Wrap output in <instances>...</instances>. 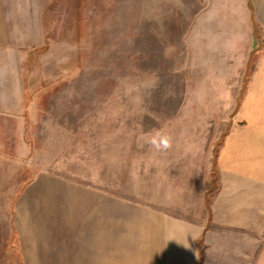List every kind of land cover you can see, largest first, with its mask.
<instances>
[{"label": "rangeland", "instance_id": "obj_1", "mask_svg": "<svg viewBox=\"0 0 264 264\" xmlns=\"http://www.w3.org/2000/svg\"><path fill=\"white\" fill-rule=\"evenodd\" d=\"M246 1L33 0L22 25L17 9L23 104L0 114L7 221L19 212L48 243L141 260L144 205L189 204L232 122L253 49ZM153 129L172 137L166 152L147 143ZM7 235L5 264H21Z\"/></svg>", "mask_w": 264, "mask_h": 264}, {"label": "crops", "instance_id": "obj_2", "mask_svg": "<svg viewBox=\"0 0 264 264\" xmlns=\"http://www.w3.org/2000/svg\"><path fill=\"white\" fill-rule=\"evenodd\" d=\"M32 1L0 0V114L5 119L23 104V36L16 17L18 9L22 25L21 9ZM246 7L253 49L233 96L232 122L220 134L221 143L207 144L206 179L189 204L182 205L181 197L178 203L160 198L153 207L150 201L144 205L143 255L125 264H264V63H252L264 49V0H247ZM27 194L26 199L32 197ZM5 216L0 210V263L7 261L8 231L16 232L9 247L21 264L120 263L102 242L80 244L75 253L70 242L56 245L35 235L36 226L24 224L19 212L13 226Z\"/></svg>", "mask_w": 264, "mask_h": 264}, {"label": "clouds", "instance_id": "obj_3", "mask_svg": "<svg viewBox=\"0 0 264 264\" xmlns=\"http://www.w3.org/2000/svg\"><path fill=\"white\" fill-rule=\"evenodd\" d=\"M148 136L147 143L156 152H166L172 147V137L161 129H153L146 133Z\"/></svg>", "mask_w": 264, "mask_h": 264}]
</instances>
